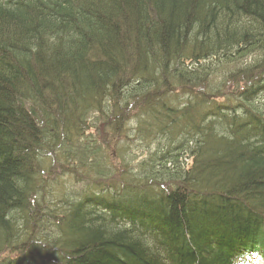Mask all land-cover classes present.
Listing matches in <instances>:
<instances>
[{
    "label": "trees",
    "instance_id": "16d2710c",
    "mask_svg": "<svg viewBox=\"0 0 264 264\" xmlns=\"http://www.w3.org/2000/svg\"><path fill=\"white\" fill-rule=\"evenodd\" d=\"M262 95L264 0H0V264L264 260ZM100 117L155 140L138 170L76 141ZM58 150L96 178L64 207Z\"/></svg>",
    "mask_w": 264,
    "mask_h": 264
},
{
    "label": "rangeland",
    "instance_id": "374dc122",
    "mask_svg": "<svg viewBox=\"0 0 264 264\" xmlns=\"http://www.w3.org/2000/svg\"><path fill=\"white\" fill-rule=\"evenodd\" d=\"M260 97H264V95ZM92 114L93 113L90 112L88 117ZM132 114H134V112ZM132 118L133 117L129 118L127 124L128 130H130V136L128 138L127 134V139L124 141H119L120 139L118 138L110 139L111 135L109 133L107 135V126L104 128L106 132L102 131L101 128L103 127L102 122H104V119L101 117L94 121L91 120L87 126V130L84 131L81 137H77L76 141L89 144L90 150L87 156L92 158L91 160L94 158L96 161L100 160L101 162L108 163L107 165L113 164L114 167H119L118 165L121 159L118 157L126 158L130 167H133L132 172H134L140 168L139 163L142 162V159L147 158L155 151L157 143L152 138L147 140V137H142L143 133L139 132L136 127L138 120H133ZM67 145L69 146V144L66 143L63 147L66 149ZM70 148H77V144H74V146ZM91 148H94L93 150H95V152H91ZM116 150L121 151L118 153ZM60 152L61 151L58 150L53 154L54 156L52 155L53 157L45 159L44 169L41 175L43 179L41 186V188L43 187L41 190L42 199H45L49 202V205H53L54 207L67 206L69 200L74 201L78 199L79 195L83 192H89V189L93 190L94 185L92 182L93 179H96L90 169L87 171L79 167L75 169L72 168L73 170L71 169L68 171V169L64 168L63 162H65V159L58 154ZM186 155L185 153L184 157H182L180 152L177 158L180 159L181 162L190 164L191 159ZM155 178L157 179L156 176ZM167 185L166 182H161L162 188ZM65 200L67 202H65ZM8 256L12 257L14 254L10 255L8 253ZM243 260L246 261V264H262L257 256H251L250 259ZM237 264L241 263L237 262Z\"/></svg>",
    "mask_w": 264,
    "mask_h": 264
}]
</instances>
